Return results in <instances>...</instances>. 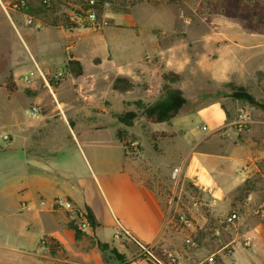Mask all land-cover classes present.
<instances>
[{"label":"crops","instance_id":"obj_1","mask_svg":"<svg viewBox=\"0 0 264 264\" xmlns=\"http://www.w3.org/2000/svg\"><path fill=\"white\" fill-rule=\"evenodd\" d=\"M4 20L20 33L15 22ZM67 34L66 64L61 59L45 62L42 52L31 45L34 72L24 74L29 79L21 81L39 77L45 82V98L34 91L29 106L36 105L41 114L28 121L20 109L12 126L15 153L10 159L15 164L10 169L0 166V172L10 171L14 177L12 187L1 194L14 195V213L21 216L31 210L34 221L20 225L16 250L32 252L44 238L67 257V264H127L136 251L134 238L176 253L178 264H264V188L257 186L264 178V120L251 116L249 128L236 133V108L219 100L190 101L188 96L199 90L200 82L196 74L183 75L192 68V59L183 56L175 40L160 46L152 26L98 33L92 49L109 48L111 57L97 61L78 55L75 42L82 33ZM125 37V46L115 43ZM126 48L137 49V55L123 52L119 57L118 49ZM233 55L240 53H228L222 71L211 74L213 80L224 82L240 69ZM68 61L77 62L79 74L72 70L77 65ZM53 63L65 77L51 88L42 68ZM161 70L180 79L167 83L160 78ZM117 78L127 80L130 87L114 89ZM31 86L35 88L34 83ZM163 86L179 89L186 103L169 121L148 122L136 103H155ZM127 111L136 113L131 126L116 119ZM108 129L113 136L101 137ZM117 131L123 140L139 142L138 154L125 149ZM173 169L179 170L178 181L171 179ZM54 197L66 198L90 216L89 229L76 233L64 211L40 206V201ZM181 211L193 220L194 246L184 244L189 232L177 221ZM230 213L237 219L226 225ZM118 225L130 235L122 236L121 244L112 239ZM218 225L219 234L214 235L212 228ZM4 245L0 243L3 249Z\"/></svg>","mask_w":264,"mask_h":264},{"label":"rangeland","instance_id":"obj_2","mask_svg":"<svg viewBox=\"0 0 264 264\" xmlns=\"http://www.w3.org/2000/svg\"><path fill=\"white\" fill-rule=\"evenodd\" d=\"M16 1L0 0V154H6L0 155V166L7 164L10 169L15 164L14 158L10 159L15 153L12 126L21 115V110L25 120L31 119L29 106L32 104V93L47 89L39 77L32 78L34 80L30 82L21 81L24 74L34 72L31 45L42 52L45 62L61 59L66 64L69 58V36L66 32L82 33L75 42L78 55L97 61L103 56L111 57L109 48L99 45L98 49H92L98 33L105 34L106 30L125 33L127 28L152 26L157 32L160 46L168 47L175 40L174 44L183 56L192 59V68H188L183 75L196 74L200 82L199 90L194 95L188 96L187 93L190 101L203 103L219 100L232 109L239 105L246 106L252 111V117L264 120L262 110L230 98L231 85H235L243 87L258 103L264 104V0H111L108 3L98 0V17L94 28H76L66 21L70 11L80 6L82 0H51L50 8L42 7V0H25L31 9L28 14L34 22L41 24L40 28L25 25L23 13L13 8ZM4 19L15 22L20 33ZM237 38L245 39L240 41ZM115 43L120 47L125 46L126 37ZM118 50L119 57L123 52L133 57L138 53L137 49ZM236 52L240 56L233 55L232 59L240 69H236L224 82L213 80L211 74L222 71L228 53ZM154 58L159 59L157 56ZM36 60L39 61L38 58ZM53 67H41L51 88L65 77L64 70L59 71L56 64ZM72 70L76 72L77 67H72ZM58 73L62 74L60 78H56ZM6 83H14L16 92L9 94ZM32 83L36 89L31 86ZM64 94L67 95L66 92ZM41 96L44 99L45 92ZM24 110L27 111L24 113ZM50 122L56 123V120ZM111 131L106 130L101 137L113 136ZM13 179L10 171L0 172V243L7 245H4L5 249L0 246V264H67L64 261L67 257L57 248L54 251L50 249L45 255H37L35 250H16L20 247V225L29 221L34 224V221L31 210H25L21 216L14 213L17 204L14 195L1 194L3 188L12 187ZM257 186L264 188V178L258 179ZM69 224L77 232H82ZM215 228L220 227L218 225L212 230ZM109 257L113 258L112 254Z\"/></svg>","mask_w":264,"mask_h":264},{"label":"built area","instance_id":"obj_3","mask_svg":"<svg viewBox=\"0 0 264 264\" xmlns=\"http://www.w3.org/2000/svg\"><path fill=\"white\" fill-rule=\"evenodd\" d=\"M85 3L74 7L75 9L70 11L67 15L68 21L73 23L76 28H94L97 22V9H96V1L95 0H83ZM47 6L49 3L45 0ZM27 1L25 0H17L13 8L22 12L24 17V23L27 26H32L34 28H40L41 24L39 22H34L32 17L23 12L26 9ZM31 75V74H30ZM62 74L58 73L56 78H60ZM28 76H22L23 81H28ZM39 109L36 105H33L29 108V114L31 118H36L39 115ZM251 114L249 109L246 106L239 105L235 109V117L233 120V130L236 133H242L246 131L251 124ZM125 149L131 154H138L140 151V144L137 140H125L123 143ZM179 170L173 169L171 172V179L174 181H178ZM40 206L47 207L49 210L54 211L60 209L66 213L68 222L71 223L74 227H76L79 231L85 232L90 227V221L85 213L78 210L74 205L63 197H54L49 201H40ZM177 221L181 225V227L188 231L189 234L184 238V244L188 246H194L195 241L190 234L191 230L194 228V223L191 217H189L185 213H178ZM237 219V215L235 213H230L225 218L224 223L226 225H231ZM213 234H219V228L213 229ZM130 236L127 231L123 229L120 225H118L115 229V232L112 236L114 242L121 244V237ZM136 245V251L128 260L127 264H178V257L176 253L167 252L158 246H150L140 243L136 239L132 238ZM243 246L247 249H252L251 245L248 241H244ZM50 246L49 242L40 238L37 243V247L35 249V253L37 255H45L49 253ZM212 261L211 258L208 259Z\"/></svg>","mask_w":264,"mask_h":264},{"label":"trees","instance_id":"obj_4","mask_svg":"<svg viewBox=\"0 0 264 264\" xmlns=\"http://www.w3.org/2000/svg\"><path fill=\"white\" fill-rule=\"evenodd\" d=\"M45 0L41 1V5L44 8H50L52 6L51 0H47L49 3V6H47ZM96 1V9H97V17H98V0ZM103 2H110L111 0H101ZM84 4L85 2L82 0L81 2ZM30 6L28 3L26 4V9L23 12L30 13ZM66 21L69 23V25L74 26L73 23L68 21V18L66 17ZM69 65L76 64L77 65V71L76 74L80 73L79 65L76 61H68ZM160 78L167 82V83H174L177 82L180 79V76L176 73L161 70L160 71ZM130 87V84L127 82V80L123 78H117L114 81L113 88L114 89H121L125 90ZM5 88L9 94L16 92V86L14 83H6ZM230 98L234 101H241L249 104L251 107H256L264 112V104L258 103L254 97L248 93L243 87H237L235 85H231V94ZM186 103L185 98L183 97L182 92L179 89H172L167 86H164L162 88V95L161 97L153 104L151 105H143L140 102H137L136 104L142 108V116L145 118L148 122H166L169 121L172 117H174L178 110ZM136 118V113L127 111L123 112L121 114L116 115L117 122L120 124H123L125 126H131L133 123V120ZM116 136L121 142H125L122 138L121 131L116 132ZM90 220V223L92 224V218L88 217ZM77 233V231H76ZM161 248L160 246H158ZM56 248L55 244L51 243V251H54Z\"/></svg>","mask_w":264,"mask_h":264}]
</instances>
